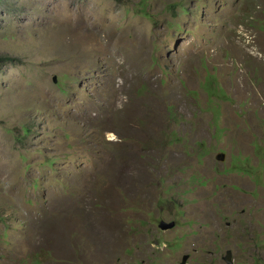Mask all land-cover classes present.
<instances>
[{
	"label": "rangeland",
	"instance_id": "374dc122",
	"mask_svg": "<svg viewBox=\"0 0 264 264\" xmlns=\"http://www.w3.org/2000/svg\"><path fill=\"white\" fill-rule=\"evenodd\" d=\"M0 57V264H264V0H0Z\"/></svg>",
	"mask_w": 264,
	"mask_h": 264
},
{
	"label": "water",
	"instance_id": "95a60500",
	"mask_svg": "<svg viewBox=\"0 0 264 264\" xmlns=\"http://www.w3.org/2000/svg\"><path fill=\"white\" fill-rule=\"evenodd\" d=\"M221 160H223V159L221 158ZM173 226H174V223H166V222H163V221L159 222V224H158V227L161 230L171 229V228H173ZM224 260L227 262V264H232V262H231V252H228V254L224 258ZM184 261H186V257L184 258Z\"/></svg>",
	"mask_w": 264,
	"mask_h": 264
},
{
	"label": "trees",
	"instance_id": "16d2710c",
	"mask_svg": "<svg viewBox=\"0 0 264 264\" xmlns=\"http://www.w3.org/2000/svg\"><path fill=\"white\" fill-rule=\"evenodd\" d=\"M1 60H4L3 57H0V61H1Z\"/></svg>",
	"mask_w": 264,
	"mask_h": 264
}]
</instances>
